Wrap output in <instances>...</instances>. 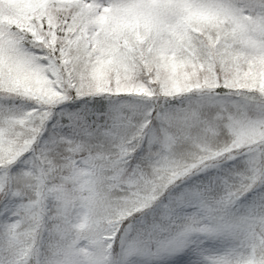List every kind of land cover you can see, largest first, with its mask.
Segmentation results:
<instances>
[{
    "label": "snow or ice",
    "instance_id": "6c2138e0",
    "mask_svg": "<svg viewBox=\"0 0 264 264\" xmlns=\"http://www.w3.org/2000/svg\"><path fill=\"white\" fill-rule=\"evenodd\" d=\"M0 264H264V0H0Z\"/></svg>",
    "mask_w": 264,
    "mask_h": 264
}]
</instances>
